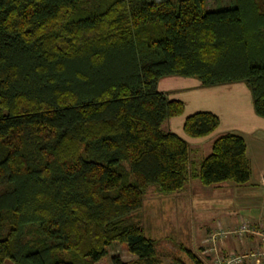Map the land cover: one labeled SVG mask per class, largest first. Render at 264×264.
<instances>
[{"label": "trees", "instance_id": "1", "mask_svg": "<svg viewBox=\"0 0 264 264\" xmlns=\"http://www.w3.org/2000/svg\"><path fill=\"white\" fill-rule=\"evenodd\" d=\"M170 75L242 82L264 118V0H0V264H95L113 242L136 259L110 264H161L139 217L151 186L249 182L240 134L192 161L163 129L184 112L158 87ZM219 123L199 110L182 129ZM175 261L206 264L184 244Z\"/></svg>", "mask_w": 264, "mask_h": 264}, {"label": "rangeland", "instance_id": "2", "mask_svg": "<svg viewBox=\"0 0 264 264\" xmlns=\"http://www.w3.org/2000/svg\"><path fill=\"white\" fill-rule=\"evenodd\" d=\"M233 3L234 0H205L207 9H218ZM197 82L198 85H195ZM199 84L200 82L194 77L170 75L160 79L159 89L164 91L170 98H178L184 102V112L179 116L165 120L162 125L163 129L175 132L186 140L192 161L199 160L209 153L210 144L218 135L226 132L244 133L249 145L248 149L250 151L251 148L252 152L250 153L253 157L252 175L255 179L256 166L264 160V118L254 113L249 90L244 83L230 85L233 86L228 89L230 91L222 90L228 85L205 87ZM239 86H245L246 91L245 89L239 90ZM199 110L213 111L218 115L220 123L211 134L193 140L185 134L182 124L186 115ZM230 116H235V118L230 119L231 123L228 124L227 121ZM193 181L195 182L190 178L183 189L172 194H161L151 186L145 196L143 207L139 211L144 233L147 237L155 240L156 252L161 259V264H176L175 258L178 254L179 245L189 246V234L197 233L204 222L216 216L215 213L218 212L213 208L215 204L223 200L224 204L222 206L225 210L233 211L234 204L230 203L229 200L225 201L226 198L221 200L219 197L214 196L215 194L211 193L210 188L205 189L206 191L196 192L194 184L190 186ZM253 186L256 185L253 184L252 189L247 190L255 193L258 189H253ZM217 191H214V193ZM197 201L204 202L205 208L202 211H199L196 206L192 207L191 203H197ZM213 201L214 203H212ZM218 217L220 218L217 214V217L214 218L216 219L214 230L199 237L195 244V246L204 245V250H206L204 255L209 254L207 256L208 263L206 262V264H224L219 258L224 254L226 256L232 255L236 250H233L232 247V249L229 248L231 251L222 250L221 242L229 240L227 237L233 238V242L240 241L248 233L245 228H241L243 225L246 226L242 223L245 219L238 218L237 227H235L236 225L233 227L232 225L224 226V222ZM203 227H205L204 224ZM260 229L263 230L261 227ZM237 230L243 232L239 233ZM257 236H259V243L255 249L245 252L247 254L246 259L263 258L261 260H264V245H261L263 241L261 242L259 234ZM190 243L193 246L194 239ZM106 249L107 253L95 264H110L112 256H119L124 261L136 259V256L128 251L124 242H113ZM253 254H256V257H253ZM202 259L204 260L205 256Z\"/></svg>", "mask_w": 264, "mask_h": 264}, {"label": "crops", "instance_id": "3", "mask_svg": "<svg viewBox=\"0 0 264 264\" xmlns=\"http://www.w3.org/2000/svg\"><path fill=\"white\" fill-rule=\"evenodd\" d=\"M242 83V82H240ZM232 84L235 83H231V84H221V85H228L226 86V88L222 89L223 91H230L228 89H231L233 86H230ZM195 85H198V82L195 83ZM200 85V84H199ZM247 87V86H246ZM246 87L245 86H239V90H243L245 89L246 91ZM226 89V90H225ZM248 89V88H247ZM249 90V89H248ZM250 94V92H249ZM253 108V107H252ZM254 111V110H253ZM213 112V111H212ZM235 116H230L228 117V121L227 123L230 124V119H234ZM211 134V133H210ZM245 141V145H246V155L250 160V164H251V177L248 183L244 184V185H236L230 182H223V183H219V184H215V185H202L200 184L198 179H192L195 180V182L193 181L192 184H190V186L194 184L195 188H196V192L197 191H203L207 188H210L212 190L211 193L215 194L214 196L219 197L221 200L223 198H226L225 201H228L230 203L234 204L233 207V211H226L225 208L222 206L223 200L220 201L218 204H215V206L213 207L215 209V211H217L218 213H215L216 216H213L211 218H209V220H207L206 222H204L203 224L205 225V227H203V224L201 225V228H199L197 230V233H190L189 234V239H188V245L190 246V248H192L201 258H204L205 256V263H208V253L206 255H204V252L206 250H204V245H196L197 240H199V237H201L202 235H206L208 233H210L212 230H214L213 228H215L216 226V219H214L215 217L220 216V218L218 217V219H220L221 221L224 222V226H229L232 225L233 227H237L239 221L238 218H243V220L245 219V221L247 223H249L251 226L253 227H261L264 229V181H263V175H264V160L260 161L258 163V165L256 166L257 171L254 172L255 176L254 178L257 179H253V175H252V155L250 153L251 152V148L250 151L248 149V142L246 141V135L244 133H239ZM209 135V134H208ZM207 136V135H205ZM189 137V136H188ZM204 137V136H203ZM191 139L195 140V139H199L202 137H190ZM190 140V139H189ZM254 140H256L254 138ZM212 143V142H211ZM209 145V144H208ZM211 146V144H210ZM252 147V146H251ZM196 183V184H195ZM255 184L256 186L253 189H258L255 193L248 191L247 189H252V185ZM189 186V185H188ZM218 190V191H217ZM190 191V188H189ZM206 191V190H205ZM214 191H217L214 193ZM196 203V202H195ZM191 203L192 207L196 206V208L199 211H202L205 207H204V202H199L197 201V203ZM214 203V201L212 202ZM217 203V202H216ZM192 210V208H190ZM202 219V218H201ZM203 220V219H202ZM234 233V232H233ZM246 236H244L240 241L236 240V241H232V239L230 237H227V241H222L221 243V248H223L222 250H229L234 248L233 250H236V253H243V252H247L249 250L255 249L259 243V236L252 234V233H246ZM194 239V247L191 245L190 241ZM188 246V247H189ZM232 247V248H231ZM225 252V251H223ZM263 258H247L246 261L242 262V264H264V260H261Z\"/></svg>", "mask_w": 264, "mask_h": 264}, {"label": "built area", "instance_id": "4", "mask_svg": "<svg viewBox=\"0 0 264 264\" xmlns=\"http://www.w3.org/2000/svg\"><path fill=\"white\" fill-rule=\"evenodd\" d=\"M243 224H245L246 226H242L241 228H245L246 229V232H249V233H252V234H259L261 236L260 240L261 242L263 241V243H261V245H264V233H263V230L262 229H258V228H255L253 226H251L249 223L247 222H242ZM239 233L240 232H243V231H240V230H237ZM235 232V231H234ZM256 254H253L252 256L253 257H256L255 256ZM247 256L246 253L244 254H232V255H224V256H221L219 259L221 262H223L224 264H240L241 261L243 260V258H245Z\"/></svg>", "mask_w": 264, "mask_h": 264}]
</instances>
